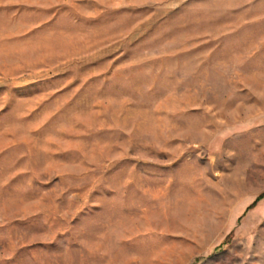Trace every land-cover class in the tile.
<instances>
[{
	"label": "rangeland",
	"instance_id": "obj_1",
	"mask_svg": "<svg viewBox=\"0 0 264 264\" xmlns=\"http://www.w3.org/2000/svg\"><path fill=\"white\" fill-rule=\"evenodd\" d=\"M264 0H0V264H264Z\"/></svg>",
	"mask_w": 264,
	"mask_h": 264
},
{
	"label": "trees",
	"instance_id": "obj_2",
	"mask_svg": "<svg viewBox=\"0 0 264 264\" xmlns=\"http://www.w3.org/2000/svg\"><path fill=\"white\" fill-rule=\"evenodd\" d=\"M263 197H264V191L262 193H260L259 195H257L255 200L247 207V209H249L250 207L254 206Z\"/></svg>",
	"mask_w": 264,
	"mask_h": 264
}]
</instances>
